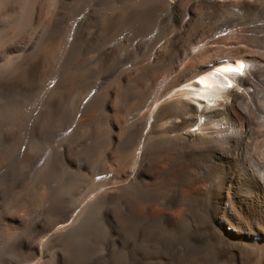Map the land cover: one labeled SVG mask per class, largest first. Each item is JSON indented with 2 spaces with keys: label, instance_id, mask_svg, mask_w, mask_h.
<instances>
[{
  "label": "bare ground",
  "instance_id": "1",
  "mask_svg": "<svg viewBox=\"0 0 264 264\" xmlns=\"http://www.w3.org/2000/svg\"><path fill=\"white\" fill-rule=\"evenodd\" d=\"M0 264H264V0H0Z\"/></svg>",
  "mask_w": 264,
  "mask_h": 264
},
{
  "label": "rangeland",
  "instance_id": "2",
  "mask_svg": "<svg viewBox=\"0 0 264 264\" xmlns=\"http://www.w3.org/2000/svg\"><path fill=\"white\" fill-rule=\"evenodd\" d=\"M190 89H192V88H190ZM27 182H29V180H27ZM22 213H23V218L25 219V220H28V219H30L31 218V216H32V212L31 211H28L27 210V212L26 211H22Z\"/></svg>",
  "mask_w": 264,
  "mask_h": 264
}]
</instances>
